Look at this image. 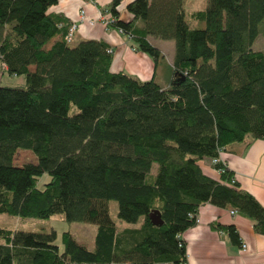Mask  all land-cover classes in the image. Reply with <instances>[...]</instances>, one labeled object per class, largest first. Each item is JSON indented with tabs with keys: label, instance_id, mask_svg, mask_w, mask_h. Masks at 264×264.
Returning a JSON list of instances; mask_svg holds the SVG:
<instances>
[{
	"label": "trees",
	"instance_id": "1",
	"mask_svg": "<svg viewBox=\"0 0 264 264\" xmlns=\"http://www.w3.org/2000/svg\"><path fill=\"white\" fill-rule=\"evenodd\" d=\"M185 1L133 0L128 21L120 0L109 7L108 27L154 65L164 56L149 39L174 41V77L162 87L112 72L103 40L67 42L71 20L50 10L58 0H0V69L23 79L0 83V212L97 224L93 249L68 230L60 247L55 230L0 226V264H186L181 234L205 201L264 233V207L226 164L211 162L219 180L199 164L233 142L264 139V49L252 48L264 0H206L190 13ZM18 149L36 161L14 164ZM109 199L127 225L112 220ZM211 225L240 243L233 224Z\"/></svg>",
	"mask_w": 264,
	"mask_h": 264
},
{
	"label": "crops",
	"instance_id": "2",
	"mask_svg": "<svg viewBox=\"0 0 264 264\" xmlns=\"http://www.w3.org/2000/svg\"><path fill=\"white\" fill-rule=\"evenodd\" d=\"M133 0H120L118 12L123 20H130L126 6ZM112 0H58L50 10L63 13L77 29L79 40H103L113 49L112 72H124L140 80L153 78L160 86L167 87L174 77V41L150 38L163 54L157 65L149 55L132 47L127 35L108 27L104 19L109 16ZM186 2V1H185ZM84 19L79 18V10ZM189 10L187 13L192 12ZM169 53V59L166 57ZM167 58V59H166ZM220 159L234 174L240 187L251 193L264 207V139L246 137L241 142L229 144L220 152ZM204 174L219 180V173L210 159L199 161ZM234 210V212H231ZM254 220L231 208L205 201L198 207L197 221L186 228L181 236L186 243V264H264V233L254 227ZM233 224L240 243L231 241L225 230L214 228L211 223Z\"/></svg>",
	"mask_w": 264,
	"mask_h": 264
},
{
	"label": "rangeland",
	"instance_id": "3",
	"mask_svg": "<svg viewBox=\"0 0 264 264\" xmlns=\"http://www.w3.org/2000/svg\"><path fill=\"white\" fill-rule=\"evenodd\" d=\"M206 7V0H186L185 8L188 12L189 10H202ZM192 11V12H193ZM187 19L189 17L187 16ZM264 22L260 24V33L258 37L252 44V48L255 50H263L264 49ZM77 35L73 38V44L78 41ZM159 41V40H158ZM168 41V40H167ZM173 42V40H170ZM169 59V53L166 56ZM166 58V59H167ZM22 77L9 76L0 69V83L4 85H14L21 84ZM36 158L34 154L27 149H18L14 154L13 162L16 165H22L28 162H35ZM158 165L153 163L151 172L155 174L157 171ZM50 179L49 175L44 174L42 177L38 179V186L42 187L48 180ZM109 213L112 220L115 224L121 228L128 223L126 221L120 220L117 216L118 204L114 199L108 200ZM0 226L10 228V229H24V230H44L56 231V243L62 247L61 234L63 231H70L75 238L83 243L90 249H93L95 246L94 238L97 230V224L90 221H80L73 220L68 221L64 218L62 213H54L46 218H38V217H22L19 215L8 214L6 212H0Z\"/></svg>",
	"mask_w": 264,
	"mask_h": 264
},
{
	"label": "built area",
	"instance_id": "4",
	"mask_svg": "<svg viewBox=\"0 0 264 264\" xmlns=\"http://www.w3.org/2000/svg\"><path fill=\"white\" fill-rule=\"evenodd\" d=\"M79 18L81 19H84V11L82 9L79 10V14H78ZM110 16V15H109ZM109 16H107L105 19H104V22L106 24H108L109 22H111L113 19L110 18ZM77 29V25L75 22H73L68 30V34L66 35V40L67 42H71L73 40V36H74V33ZM119 33H122L121 30L118 31ZM218 159H220V154H219V158H213L211 160L212 163H216L218 161ZM231 212H234V210H231ZM246 248V243H241V249H245ZM157 264H167V262H161V263H157Z\"/></svg>",
	"mask_w": 264,
	"mask_h": 264
},
{
	"label": "water",
	"instance_id": "5",
	"mask_svg": "<svg viewBox=\"0 0 264 264\" xmlns=\"http://www.w3.org/2000/svg\"><path fill=\"white\" fill-rule=\"evenodd\" d=\"M175 75L177 78H183L182 74L180 72H175ZM149 217L154 224H161L162 223V218L160 215V211L158 209H153L149 212Z\"/></svg>",
	"mask_w": 264,
	"mask_h": 264
}]
</instances>
